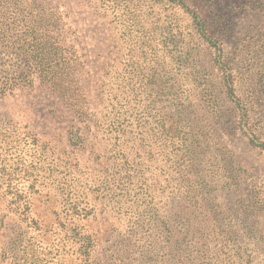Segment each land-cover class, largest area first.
<instances>
[{
  "label": "rangeland",
  "instance_id": "obj_1",
  "mask_svg": "<svg viewBox=\"0 0 264 264\" xmlns=\"http://www.w3.org/2000/svg\"><path fill=\"white\" fill-rule=\"evenodd\" d=\"M42 1L81 95L0 66V264H264V0H16L0 51Z\"/></svg>",
  "mask_w": 264,
  "mask_h": 264
},
{
  "label": "trees",
  "instance_id": "obj_2",
  "mask_svg": "<svg viewBox=\"0 0 264 264\" xmlns=\"http://www.w3.org/2000/svg\"><path fill=\"white\" fill-rule=\"evenodd\" d=\"M16 0H0V13H4L8 5H15ZM40 21L37 29H31L24 38L17 40H2L6 43L2 45L0 51V66H4L11 59L27 58L26 61L33 60V71L39 82L57 94V96L67 105H75V96H80L79 87L72 88L71 77L74 68L72 64L74 57L78 56L73 47L69 52L67 48V38L63 34V23L60 26V10L55 5L42 1L39 3ZM60 11V12H59ZM29 13V12H28ZM59 22V23H58ZM8 42L14 43L10 46ZM6 44V45H5ZM75 57V58H76ZM0 70H2L0 68ZM14 75L8 71L0 74V95L9 87Z\"/></svg>",
  "mask_w": 264,
  "mask_h": 264
}]
</instances>
